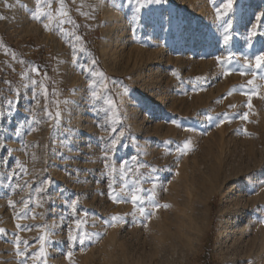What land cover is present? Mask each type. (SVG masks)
Here are the masks:
<instances>
[{
  "label": "rangeland",
  "instance_id": "rangeland-1",
  "mask_svg": "<svg viewBox=\"0 0 264 264\" xmlns=\"http://www.w3.org/2000/svg\"><path fill=\"white\" fill-rule=\"evenodd\" d=\"M66 3L78 27H62L82 37L75 63L73 37L62 35L56 22L46 31L31 19L35 0H0V264H262L264 253L244 254L240 243L254 236L258 242L264 233V69L244 66L245 57L254 63L264 52V0H233L221 19L216 9L223 11L226 0H160L142 7L137 0ZM137 8L146 14L139 16ZM123 16L131 19L127 38L116 53L107 52ZM228 22L231 39L225 44ZM254 24L257 34L248 39ZM229 54L236 59L222 67L216 58ZM25 71L28 77L21 75ZM253 71L258 95L249 109L244 93L257 90L247 84ZM29 78L47 86L48 109L61 112L59 125L45 116V100ZM93 90L99 100L92 99ZM109 98L114 109L105 103ZM8 100L14 102L10 111ZM135 102L144 106L140 117L125 116ZM245 112L248 120L240 118ZM78 114L83 121L71 126ZM34 118L40 122L33 124ZM121 131L108 152V163L117 168L113 187L118 193L121 162L133 169L145 165L139 179L148 218L133 215L131 202L109 196L105 145ZM186 140L191 147L181 155L177 149ZM41 186L45 191L38 192ZM153 195L154 203L169 207L153 208ZM24 200L30 201L27 208ZM233 213L250 219L247 233L220 240L224 219ZM112 216L122 219L110 226L104 221ZM78 220L79 232L91 237L83 245L69 239ZM17 236L24 256L16 255ZM41 236L44 254L36 258Z\"/></svg>",
  "mask_w": 264,
  "mask_h": 264
},
{
  "label": "snow or ice",
  "instance_id": "snow-or-ice-1",
  "mask_svg": "<svg viewBox=\"0 0 264 264\" xmlns=\"http://www.w3.org/2000/svg\"><path fill=\"white\" fill-rule=\"evenodd\" d=\"M17 2H19V0H17ZM100 2L102 3L103 0H100ZM159 2H160V0H137L138 5L141 7L143 6L144 3H159ZM5 3H7V0H5ZM53 3H54V0H35V10L31 13V19H33L37 22H42V26H43L44 30H46V31H52L53 22H56L57 25L61 26V27H59V31L62 35L73 37V40L75 43L72 44V49H73V62L75 63L76 62V51H77L76 45L82 43V37L80 35L75 34L74 32H65L62 25L66 24V23H71L76 27H78V25H75V21L71 18L70 14H69L68 5L66 3V0H55V3L58 4V7H56V8H53ZM73 3H75V0H73ZM232 4H233V0H226V3H224L222 5L223 11H221V8L216 9V18L217 19L223 18V16L228 11L231 10ZM21 7H24V6L21 5ZM77 11L80 12V9L77 8ZM80 14L83 16L89 15L88 13H84V12H80ZM0 19H5V17L0 16ZM259 20H260V17H257V21H259ZM261 26H264V25H261ZM229 28H231L230 22H228L227 26L224 28L225 34H224L223 39H224L225 44H228L230 39H231V36L227 34ZM256 34H257V25L254 24L252 26L251 32L249 33L248 39H251V37L256 36ZM2 46H3V44H2V42H0V47H2ZM79 51H84V49L81 47L79 49ZM13 59H15L14 55H13ZM216 59H217V62L222 67H224L227 64L231 63L234 59H236V57L234 56V54H229L228 56L217 57ZM20 63L23 64L24 61H20ZM91 63L93 65H95L96 61L92 60ZM79 66L86 72L91 71L90 69L85 68L83 65H79ZM244 66L246 68L264 69V52L255 56L254 63H253L252 59L245 57L244 58ZM31 71L39 74V70L35 67L31 68ZM228 74H229V70H225L224 75H228ZM240 74L244 75L245 72L242 71ZM21 75L24 77H28L27 71L22 72ZM91 75H93V76L99 75V76L103 77V73H96L94 71L91 72ZM44 76H45V79H48L46 73L44 74ZM252 76H253V79L247 81V84L253 85L254 88H257V86H255V84H254V80L256 77L255 71L252 72ZM5 83L9 84V85L11 84L10 81H5ZM30 83L33 86L38 85V89H39L38 94L41 95L45 100V105H44V109H43L45 116L51 120H55L56 124L59 125L60 118H61V112L59 110H57V111H55V113H53L48 109V103L47 102H48V97H49V90H48L47 86L45 85V83L43 81L38 82L35 79H30ZM94 84H95V82L93 81V83L90 84V87H93ZM23 87H28V85H23ZM104 87H107V85L105 84ZM19 94H20L19 90L17 89L16 90V96L18 97ZM53 94H55V92H53ZM244 94L248 96L247 107L249 109H251L252 108V103H251L252 96L258 95V88L256 91H252L250 93H244ZM229 95H231V92L229 93ZM35 96H36V93H34V98H35ZM91 97L93 100H99L101 98L99 93L96 90H93L91 92ZM260 98L264 99V96H261ZM6 103L8 105V108L6 109V111H10L14 105V102L12 100H8V101H6ZM64 103L67 104L68 101H64ZM105 103L109 106L110 109L115 108V101L113 99L109 98L105 101ZM37 104H39V100L37 101ZM56 106L58 109L59 108L58 102H57ZM230 107H235V105H231ZM0 114H3V113H0ZM248 117H249V113L245 112L240 118L242 120H248ZM227 119H228L227 114H225L224 119L220 121V124L224 123L225 120H227ZM39 122L40 121L36 120L35 118L32 121L33 124H38ZM173 123H175V121H173ZM220 124H217V126L219 127ZM30 130L34 131L35 129L30 126ZM111 131L113 133H115L116 129L112 128ZM244 132L246 135L249 134L247 132V129H245ZM15 134L17 136L23 135V133L19 129L16 130ZM123 135H124V133L122 131L119 133V136L113 135L111 137L110 141L108 143H106V145H105V156H104L105 169H107L106 175L109 177L108 187L111 190L109 192V196L113 200V202H115V203L131 202L133 205V215H135V212L138 211L142 217L148 218L150 216V214L147 213V209L144 206L145 205V197L142 195V193L145 191V189H143L141 187V180L139 179L140 168L144 167L145 165H137L135 167V169H133V168H129L127 166L128 165L127 161L121 162L119 164V177H120V180L122 183H121V186L119 188V192L117 193L116 189L113 187V185L116 182L117 168H116L115 164H109L108 163V160H109L108 152L115 150V147H116L117 143L119 142V137L123 136ZM3 146L4 145H3L2 141H0V147H3ZM190 147H191V141L186 140L183 143L182 147L178 148L177 151L181 155H184L187 153V151L190 150ZM133 159H135V158H133ZM17 167L23 168V166L20 165L19 162H17ZM153 171H156V170L153 169ZM129 174H131L133 177L131 180L128 179ZM49 183H51V182L47 181V180L43 181V184H49ZM129 183H131V185H132L131 189H129ZM155 186H156L155 183H153V189L155 188ZM37 191L43 192V191H45V189L43 186H41L39 189H37ZM154 199H155L154 195L150 196L148 198V203H150L153 208H160V207L167 208V207H169V205H167V204L160 205V204L154 203ZM29 202H30L29 200L23 201L25 208L28 207ZM9 205L12 206L13 202L9 201ZM76 205H77L76 200L71 201L70 207L72 208V210L74 212L76 211ZM38 206H40L39 203H38ZM121 219H122V217H120V216H112L110 218V220H105L104 222L106 224H109L110 226H115V223L120 221ZM81 223H82V221H80V220L76 221L77 234L73 235L72 231L70 230L69 231V239L73 242L79 240V243L81 245H83L85 243V240L91 239V237H89L87 233L81 234L79 232ZM261 223H264V220H261ZM16 227L21 228V225L17 224ZM4 232H5L4 229H0V233H4ZM39 239L41 242V250L39 253L36 254V258H39V257L43 256V254H44L43 244L45 241V236H41V237H39ZM14 243H15L16 255L17 256H24L25 251L22 250L20 247L22 241H21L19 236L16 237V240ZM27 243H28L27 241H23V244L25 246H27ZM68 256L71 257V252L68 253ZM22 264H23V262H22Z\"/></svg>",
  "mask_w": 264,
  "mask_h": 264
},
{
  "label": "bare ground",
  "instance_id": "bare-ground-1",
  "mask_svg": "<svg viewBox=\"0 0 264 264\" xmlns=\"http://www.w3.org/2000/svg\"><path fill=\"white\" fill-rule=\"evenodd\" d=\"M197 1V0H196ZM195 3V2H194ZM137 10V12H138V15L141 13H143V14H146V11H142L141 9H139V8H137L136 9ZM135 10V11H136ZM241 10V9H240ZM239 10V11H240ZM114 12V11H113ZM116 12V11H115ZM114 12V13H115ZM136 12V13H137ZM117 13V12H116ZM140 16V15H139ZM158 15H157V13H155V15H154V17L156 18ZM109 17H111L112 19H116V17H117V14H112L111 16H109ZM108 17V18H109ZM119 17V16H118ZM153 17V18H154ZM129 16H123V17H121V19L119 20V28H118V30H117V38H115L116 40H114V41H109L108 43H107V45L105 46V49H106V51L108 52H110L111 51V53H116V52H114V50L116 51V50H118L119 48V46H121L122 45V43L126 40V38H127V23L129 22ZM111 20V19H110ZM131 20V19H130ZM213 21V20H212ZM132 31V30H131ZM148 37V36H147ZM150 37V36H149ZM150 42V41H149ZM152 42V41H151ZM162 47V46H161ZM118 48V49H117ZM110 53V54H111ZM152 57V56H151ZM149 59V58H148ZM143 60V59H142ZM138 61V59H136V62ZM146 62V61H145ZM141 64V63H140ZM151 64V63H150ZM126 97V96H125ZM123 100H125L124 99V97L122 98ZM121 99V100H122ZM143 105H142V103L141 102H135V104L133 105V106H131V107H129L128 109H127V111H126V113H125V116H135L136 118L141 114V111H142V109H143ZM77 107H76V111H77ZM73 115H74V113H73ZM74 117V116H73ZM72 117V118H73ZM134 117V118H135ZM140 117V116H139ZM71 120V119H70ZM83 121V119H82V115L81 114H78L76 117H74L71 121H69L70 122V124H71V126L74 124V123H77V122H82ZM138 124V123H137ZM83 125H80V129L81 130H83ZM82 132V131H81ZM248 181H243V184H245V183H247ZM245 217H243V215L241 216V215H239L238 217H237V215L236 214H231L230 216H228V217H226L225 219H224V222H225V226H224V231H223V233L220 235V240H223V236L224 235H226V237H228V236H230V235H232V236H234L235 237V235H240V236H245V234L247 233L246 231H245V228H246V226L248 225V222H249V220L250 219H248V220H243ZM262 218V217H261ZM257 220V219H256ZM247 224V225H246ZM256 227V226H255ZM255 229V228H254ZM253 238V237H252ZM251 238V239H252ZM259 238V237H258ZM250 239V238H249ZM256 238H255V236H254V240L253 241H251V242H249L248 240H244V241H242L241 243H240V247L242 248L243 247V253L244 254H248V253H250V254H252L253 253V255L255 254V256L256 257H261V255H263V253H264V233H262V235H261V237H260V240L258 241V242H255V241H257V240H255ZM233 243V242H232ZM249 255V254H248ZM247 255V256H248ZM232 256H234V255H230V257H232ZM245 257V256H244ZM242 255H241V257H236V258H244ZM260 262V261H259ZM258 262V263H259ZM261 263L262 264H264V258L261 260Z\"/></svg>",
  "mask_w": 264,
  "mask_h": 264
}]
</instances>
